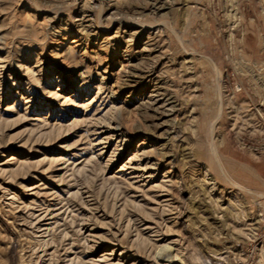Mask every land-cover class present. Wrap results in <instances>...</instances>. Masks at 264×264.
<instances>
[{"label":"rangeland","instance_id":"1","mask_svg":"<svg viewBox=\"0 0 264 264\" xmlns=\"http://www.w3.org/2000/svg\"><path fill=\"white\" fill-rule=\"evenodd\" d=\"M167 245L264 264V0H0V264Z\"/></svg>","mask_w":264,"mask_h":264},{"label":"bare ground","instance_id":"2","mask_svg":"<svg viewBox=\"0 0 264 264\" xmlns=\"http://www.w3.org/2000/svg\"><path fill=\"white\" fill-rule=\"evenodd\" d=\"M115 129L119 130V127L117 126ZM109 137L113 139V138H115V135L110 134ZM109 137H107V139H109ZM150 167L146 166L145 168H143V166L140 164L131 163L129 166L130 173L128 174V176H130L134 180H137L138 182H140L146 178H153V177H151V175H147L148 171L151 170ZM122 170H124V169H122ZM34 195L37 196L38 193H36ZM50 212H51V210L48 209L46 212L45 211L43 212V210L42 211H34L32 214L33 219L36 221L35 226L37 228V233L40 234L42 237L45 236V234H48L51 225H53L52 223H50V221L53 220L55 217H53L52 219H48V217L52 214ZM54 215H55V213H54ZM152 229L153 228L151 225H147L144 230H152ZM90 237L93 239L97 238V236L94 234H91ZM156 250H157L156 255H158L159 257L156 256V258L152 264H175L176 262H178V260L176 259L177 257H172V253L175 251L174 248H170L167 245V247H157ZM126 263H127V261H126ZM126 263L119 262L118 264H126ZM136 264H140V263L137 262Z\"/></svg>","mask_w":264,"mask_h":264}]
</instances>
